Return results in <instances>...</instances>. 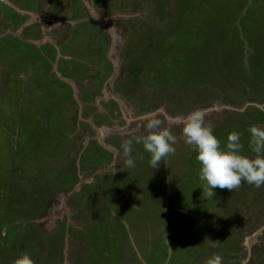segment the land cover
<instances>
[{
    "label": "rangeland",
    "instance_id": "rangeland-1",
    "mask_svg": "<svg viewBox=\"0 0 264 264\" xmlns=\"http://www.w3.org/2000/svg\"><path fill=\"white\" fill-rule=\"evenodd\" d=\"M196 109L254 157L264 0H0V264H264V186L202 196ZM148 113L177 139L155 169Z\"/></svg>",
    "mask_w": 264,
    "mask_h": 264
},
{
    "label": "clouds",
    "instance_id": "clouds-1",
    "mask_svg": "<svg viewBox=\"0 0 264 264\" xmlns=\"http://www.w3.org/2000/svg\"><path fill=\"white\" fill-rule=\"evenodd\" d=\"M205 115L204 111L196 109L179 121L182 124L181 136L184 143L196 152V161L200 165L198 178L203 182L202 196H215L213 190L216 188L233 192L239 189L242 183L256 188L264 186V128L255 125L249 127V144L255 154L254 157H249L241 154L243 145L238 132L228 135L226 146L222 149L220 140L213 134L211 126L205 125ZM143 119L147 121V134L134 139L150 154L149 163L155 169L161 161L175 154L174 145L177 139L170 128L163 126V121L157 118L156 113H148ZM122 148L125 166L134 167V160L131 158L132 141L125 140ZM168 252L170 255V248ZM13 264H34V261L29 255L23 254L16 258ZM205 264H223V258L214 254L206 259Z\"/></svg>",
    "mask_w": 264,
    "mask_h": 264
}]
</instances>
